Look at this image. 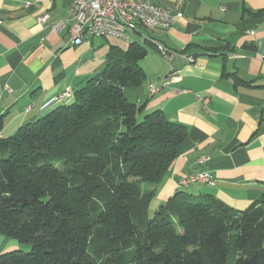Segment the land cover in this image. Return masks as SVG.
<instances>
[{"label": "trees", "instance_id": "trees-1", "mask_svg": "<svg viewBox=\"0 0 264 264\" xmlns=\"http://www.w3.org/2000/svg\"><path fill=\"white\" fill-rule=\"evenodd\" d=\"M147 53L111 47L71 102L13 135L0 115V233L31 247L0 264H264V193L236 210L177 191L149 218L188 130L127 97Z\"/></svg>", "mask_w": 264, "mask_h": 264}, {"label": "crops", "instance_id": "crops-1", "mask_svg": "<svg viewBox=\"0 0 264 264\" xmlns=\"http://www.w3.org/2000/svg\"><path fill=\"white\" fill-rule=\"evenodd\" d=\"M152 1L180 8L184 17L170 29L137 33L144 34L148 45L140 62L146 78L125 93L145 111L163 110L170 121L185 125L188 135L158 186L151 210L177 191L196 201H223L245 210L264 193V0ZM71 2L0 0L4 136L71 102L74 92L106 67L111 47L128 48V42L115 38L75 45L67 30L53 31L50 24L68 15ZM44 14L49 18L41 25L37 20ZM158 44L177 55L167 61ZM235 75L250 85L238 83ZM167 78L173 83L162 86ZM151 84L160 88L155 94ZM68 91V97L60 98ZM203 156L208 160L200 164ZM200 171H207L215 184L179 185ZM19 248L17 239L0 233V254Z\"/></svg>", "mask_w": 264, "mask_h": 264}, {"label": "built area", "instance_id": "built-area-1", "mask_svg": "<svg viewBox=\"0 0 264 264\" xmlns=\"http://www.w3.org/2000/svg\"><path fill=\"white\" fill-rule=\"evenodd\" d=\"M183 10L171 9L148 0H72L68 15L58 21L52 22L50 27L56 33L63 32L65 21L73 22L71 38L73 44L80 45L86 39L115 38L130 43V31L144 33L155 28L170 29L183 18ZM49 16L47 14L38 17V23L44 25ZM158 50L168 51L167 61L172 60L177 52L157 45ZM194 62L193 57H189ZM173 79L167 78L162 86H169ZM160 88H150L151 94H155ZM69 91L60 98L68 97ZM208 157L199 158L198 162L204 164ZM192 183L215 184V180L207 171L194 172L188 177L182 178L179 185Z\"/></svg>", "mask_w": 264, "mask_h": 264}, {"label": "rangeland", "instance_id": "rangeland-1", "mask_svg": "<svg viewBox=\"0 0 264 264\" xmlns=\"http://www.w3.org/2000/svg\"><path fill=\"white\" fill-rule=\"evenodd\" d=\"M143 32H145V33H148V31L147 30H145V29H141ZM130 33V36H132V37H136V36H139L138 34H136L135 32H133L132 30L129 32ZM138 39L140 40V41H144V34H142L141 36H139L138 37ZM97 41H99V39H96ZM162 55V54H161ZM163 56V55H162ZM101 71H103V70H101ZM100 71V72H101ZM99 73V72H98ZM97 74V73H96ZM128 96V95H127ZM129 97V96H128ZM130 98V97H129ZM18 130V128H16L15 129V131L12 133V134H6L7 136H10V135H13L16 131ZM154 215H155V211H153V210H151V212H150V215H149V218H153L154 217ZM21 245H22V250L23 251H29L30 249H31V247H30V245H28V244H25V243H21Z\"/></svg>", "mask_w": 264, "mask_h": 264}, {"label": "bare ground", "instance_id": "bare-ground-1", "mask_svg": "<svg viewBox=\"0 0 264 264\" xmlns=\"http://www.w3.org/2000/svg\"><path fill=\"white\" fill-rule=\"evenodd\" d=\"M148 1H152V0H148ZM183 17H184V13H183ZM64 30H67L71 35V33L73 32V22L72 21H65V27L63 28V31ZM130 41H131V38H130ZM160 52L168 59V51L160 50ZM153 86L154 85L151 84L149 86V89L152 88ZM183 186H185V185H183Z\"/></svg>", "mask_w": 264, "mask_h": 264}]
</instances>
